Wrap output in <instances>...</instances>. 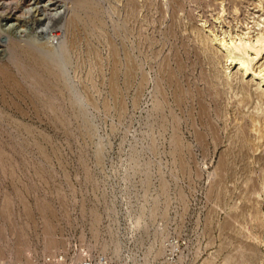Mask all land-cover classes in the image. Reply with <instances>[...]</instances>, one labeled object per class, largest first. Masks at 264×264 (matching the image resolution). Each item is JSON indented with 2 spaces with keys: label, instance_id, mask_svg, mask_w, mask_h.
<instances>
[{
  "label": "rangeland",
  "instance_id": "obj_1",
  "mask_svg": "<svg viewBox=\"0 0 264 264\" xmlns=\"http://www.w3.org/2000/svg\"><path fill=\"white\" fill-rule=\"evenodd\" d=\"M260 28L264 0H0V259L264 264V86L213 39Z\"/></svg>",
  "mask_w": 264,
  "mask_h": 264
},
{
  "label": "built area",
  "instance_id": "obj_2",
  "mask_svg": "<svg viewBox=\"0 0 264 264\" xmlns=\"http://www.w3.org/2000/svg\"><path fill=\"white\" fill-rule=\"evenodd\" d=\"M52 244H54L53 241ZM122 256V261L114 258L112 260L104 253L92 251L85 248L84 244L69 239L62 243L57 242L48 252L31 257L27 256L24 260L18 259L15 261L11 258H1L0 264H132V257L129 254H123ZM143 264L148 263L144 261ZM152 264H176V260L169 253L162 259L153 261Z\"/></svg>",
  "mask_w": 264,
  "mask_h": 264
},
{
  "label": "bare ground",
  "instance_id": "obj_3",
  "mask_svg": "<svg viewBox=\"0 0 264 264\" xmlns=\"http://www.w3.org/2000/svg\"><path fill=\"white\" fill-rule=\"evenodd\" d=\"M81 3V2H80ZM77 4V3H76ZM83 4V3H82ZM85 6V4H83ZM82 6V5H81ZM83 6V7H84ZM77 16V15H76ZM75 17V16H74ZM79 17V16H78ZM74 20L77 21V19L75 18ZM73 21V20H72ZM75 22V21H74ZM73 22V23H74ZM259 25V24H258ZM72 27V25H71ZM211 32V31H209ZM245 34V33H244ZM249 36V33H246ZM212 35V33H211ZM213 36V35H212ZM224 36V35H223ZM243 36V35H242ZM255 36V35H254ZM219 37V36H218ZM236 37V36H235ZM251 37V36H250ZM224 38V37H223ZM221 36V38H217V37H213V39L216 42V45L223 50L227 56H228V61L230 63V65H233L235 67H237V70L239 72H241L243 75L245 76H249L248 78H250L249 80H259L260 84L262 86H264V73L262 74V72H264V69H260L258 71H254L253 69H250V64L252 62H254L259 56L262 55V53L264 52V30H262L260 28L259 32L256 34L254 39H249L247 38V36L243 37V38H238L237 39H229V42H227V40H224ZM59 46V45H58ZM61 47V46H60ZM251 53L252 56H246L248 55V53ZM25 53V52H24ZM33 53V52H32ZM30 54V53H28ZM36 55V54H35ZM38 69V68H37ZM2 71V68H1ZM0 71V72H1ZM6 71V70H5ZM4 71V72H5ZM236 71V70H235ZM237 71V72H238ZM7 73V71H6ZM3 74V72L1 73V75ZM10 74V73H9ZM240 74V73H239ZM0 75V76H1ZM7 75V74H5ZM11 76V75H10ZM3 78V77H2ZM7 78H10L9 76H7ZM26 78V77H25ZM244 78V77H243ZM6 79V77H5ZM14 79V78H13ZM16 80H12V82H14V85ZM19 83V82H18ZM18 83L16 85H18ZM20 86V85H18ZM24 87V86H22ZM12 88V87H11ZM20 90H22V88H20ZM116 92V91H115ZM135 228V232L138 229L142 228V224L141 223H137ZM137 230V231H138ZM55 243V242H54ZM50 245V244H49ZM52 245V244H51ZM45 246L48 247L47 244H45Z\"/></svg>",
  "mask_w": 264,
  "mask_h": 264
}]
</instances>
